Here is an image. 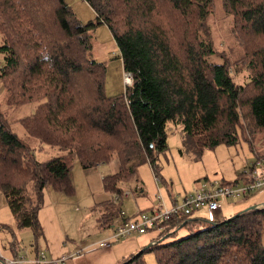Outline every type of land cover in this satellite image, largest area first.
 Here are the masks:
<instances>
[{"label": "trees", "instance_id": "obj_1", "mask_svg": "<svg viewBox=\"0 0 264 264\" xmlns=\"http://www.w3.org/2000/svg\"><path fill=\"white\" fill-rule=\"evenodd\" d=\"M85 1L95 13L87 23L65 0H0L4 98L34 104L20 122L26 134L62 151L37 160L33 145L0 114V192L17 226L33 232L35 251L43 237V190L72 192L75 157L85 169L116 158L118 171L102 182L120 196L138 161L146 159L156 175L155 153L167 147L168 123L181 125L182 147L196 156L235 144L237 127L264 138V41L244 45L239 61L248 81L237 85L226 62L211 61L209 37H200L213 0ZM221 1L234 29L264 37V0ZM99 24L110 30L123 71L131 74L122 94H106L105 66L90 54L89 30ZM121 203L120 197L97 203L104 206L100 225L109 226ZM263 220L264 205L215 221L173 218L155 243L118 264H146V251L157 264H264Z\"/></svg>", "mask_w": 264, "mask_h": 264}, {"label": "rangeland", "instance_id": "obj_2", "mask_svg": "<svg viewBox=\"0 0 264 264\" xmlns=\"http://www.w3.org/2000/svg\"><path fill=\"white\" fill-rule=\"evenodd\" d=\"M65 1L81 23L95 20L94 11L85 0ZM233 22L232 14L224 9L222 1L213 0L212 11L205 20L206 29L200 31V37L204 40H208L209 37L211 47L214 50V54L210 56L211 61L226 62L236 84L242 85L248 81V69L245 64H241L239 61V57L245 53L244 45L261 43L264 41V37L234 29ZM93 29L89 30L91 43L89 50L92 57L105 66V92L110 96L122 94L126 87L123 78L124 71L112 34L105 24L96 25ZM2 39L3 34L0 31V44ZM1 57L0 53V66L2 63ZM33 109L34 104L16 106L7 102L4 98L0 80V114L2 118L6 120V125L19 138L26 139L33 145L35 158L44 161L61 154L62 151H59L57 147L39 144L38 140L26 134L20 122L25 116L31 114ZM181 128L180 124H167V147L163 151L155 153L154 169L156 175L149 162L143 159L138 161L134 175L129 180L122 182L123 188L131 191L128 198H123V210L130 212L137 208L136 204L141 206L145 204L146 206L152 202L156 203L155 195L158 193L166 201L172 199L168 197L171 193L174 199L179 198L185 193L192 192L200 183L206 184L208 179L218 178L226 182H232L239 177L244 167L246 169L245 174L248 175L254 160H264L262 132L250 131L248 127H237V141L235 144L226 145L221 143L213 148L205 149L200 156H196L192 151L183 149L182 136L184 135ZM246 164L248 165L245 166ZM107 172L108 166L106 164H100L95 169L86 170L82 168L78 158H73L69 171V180L73 187L72 192L61 191L55 193L52 187H48L50 199L47 203H44L45 206L50 205V208L54 210V220L62 228L61 236L52 240L44 239V237L40 238L37 241L38 250L36 252L46 253V247H52L54 251L66 250L68 246L72 247L73 252L78 250L80 246L77 245V239L83 236L84 231L88 230L95 220V216H98V213L89 210L88 206L92 195L98 194L102 190L101 174ZM239 180L241 181V179ZM98 198V196L95 197V200L98 201ZM252 203H256L253 206L264 205V186L252 191L244 198H226L222 202L219 217L220 219L230 218L252 205ZM97 209L99 210V217H101L104 206L97 205ZM197 215L206 216V210L195 211L194 216ZM163 229L164 227L159 231L148 230L146 233L131 235L113 242L112 246L121 251L124 257H127L131 253L134 254L142 250L144 246L150 245L152 238L155 241L158 240L157 234ZM66 235L68 239H72V242L66 240ZM14 237L18 240L20 248H26L23 252L31 255V252H29L31 248L29 247L34 245L33 232L29 228H19L17 226L16 219L11 214L5 198L0 192V246L6 249L9 240ZM262 242L264 243V220ZM33 249L31 251H34ZM143 259L146 264H157L153 251L143 253ZM23 264L31 263L24 262Z\"/></svg>", "mask_w": 264, "mask_h": 264}, {"label": "built area", "instance_id": "obj_3", "mask_svg": "<svg viewBox=\"0 0 264 264\" xmlns=\"http://www.w3.org/2000/svg\"><path fill=\"white\" fill-rule=\"evenodd\" d=\"M124 82L126 85L131 83V74L124 72ZM246 172H244L245 174ZM247 180H238L237 182H226L222 179H208L206 184L200 183L192 192L185 193L179 198H172L166 201L158 193L155 195L154 205L149 209L138 212L133 217H126L124 211L120 210L119 222L112 225L109 233L92 246V249L98 247L110 246L113 242L127 238L131 235L146 233L148 230L159 231L162 224L170 219L180 216H194V212L200 209L206 210L205 219L215 221L220 219V209L222 202L226 198L246 197L252 191L264 186V160L258 159L252 163ZM110 200L117 201L131 194L129 189L122 190L121 195L110 192ZM198 217H202L197 215ZM155 243L154 238L150 244ZM85 249L83 252H87ZM70 255L62 254L55 259H49L44 252H37L34 257L27 258L25 255L5 256L0 249V264H23L24 262H37L51 264H64Z\"/></svg>", "mask_w": 264, "mask_h": 264}, {"label": "crops", "instance_id": "obj_4", "mask_svg": "<svg viewBox=\"0 0 264 264\" xmlns=\"http://www.w3.org/2000/svg\"><path fill=\"white\" fill-rule=\"evenodd\" d=\"M104 164H106L108 166V172L101 174V182H102L103 176H105L107 174L116 173L118 171V168H119V161L117 159H112V160H110ZM247 165L248 164H246L245 166H247ZM97 166H94L91 168L95 169ZM91 168H86V170L91 169ZM245 170L246 169L244 167V169L240 173L245 172ZM245 175L246 174L243 173V176L240 175L239 179L247 180L248 177L247 176L245 177ZM102 185H103V182H102ZM48 187L49 186H47L43 190L44 202H43L42 208L38 212V218H39V222L43 228L44 239L52 240V239H56L57 237L61 236L62 228L60 227L59 223L54 220L55 219L54 210H52L50 208V205L45 206V204H44V203H47L50 199V193L48 191ZM122 187H123V185H122ZM52 190L55 193L61 192V190H56L53 188H52ZM141 192H142V190H141ZM109 193H110V191L105 190L102 186V190L99 191L98 194L92 195V199L89 202L90 205L88 206V209L96 211L98 213V216L97 217L95 216V220L91 223L88 230L84 231L83 236L80 237L79 239H77V243H78L77 245L80 246L78 248V250L73 252L74 250H72V247H70V246H68L66 250H58V251H54L52 249V247L51 248L46 247L45 252H46V255L49 259H55L62 254H67L70 256L66 259L64 264H117L120 261V259L124 257L122 255L121 251H119L118 249L113 247L112 244L110 246H107V247H98L96 249L91 248L92 246L93 247L95 246L94 244L97 241L104 238L109 233L112 225L119 222V220H120V215H117V217L113 218V220L111 221V223L109 224L108 227L106 225H100V223H99V210L98 209L96 210V206H97L98 202L110 199ZM97 196L99 197L98 201L95 200V197H97ZM129 196L125 197V199L128 198ZM172 196L173 195L171 193V194H169L168 197L173 198ZM123 201H124V199H122V202ZM153 203L154 202H152L146 206H145V204H143V206H141L140 204H136L137 208L133 211H130V212H127V211L122 209L123 208L122 203H121L120 207H121L122 211H124L126 217H130V216L133 217L138 212L149 209L153 205ZM255 204L256 203H252V205H249V206H253ZM41 212L43 215L41 214ZM220 214H221V210L219 212V215ZM91 215L93 216V213ZM96 230H98V232H96ZM67 239L68 238L66 235V240ZM68 240L70 242H72L71 238H69ZM29 248L33 249V245H31ZM0 249L3 253V255H5V256H16V255H23L24 254L25 256H27V258H30V259L32 257H34L35 254L37 253L34 249H33L34 251H31V249H30L29 252H31V255L23 252L24 250H26V248H24V249L20 248L19 242L16 239V237L9 240L6 249H3L1 246H0ZM85 249H89V251L83 252ZM135 250H136V248H135ZM27 263L51 264L50 262L37 263V262H31V261H29Z\"/></svg>", "mask_w": 264, "mask_h": 264}, {"label": "water", "instance_id": "obj_5", "mask_svg": "<svg viewBox=\"0 0 264 264\" xmlns=\"http://www.w3.org/2000/svg\"><path fill=\"white\" fill-rule=\"evenodd\" d=\"M252 207H253V206H249V207H247V208L243 209L242 211H245V210H247V209H249V208H252ZM237 214H238V213H236V214L232 215L231 217H235Z\"/></svg>", "mask_w": 264, "mask_h": 264}]
</instances>
